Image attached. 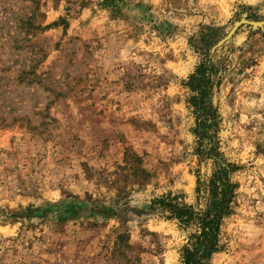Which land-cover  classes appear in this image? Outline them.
<instances>
[{"label": "rangeland", "instance_id": "374dc122", "mask_svg": "<svg viewBox=\"0 0 264 264\" xmlns=\"http://www.w3.org/2000/svg\"><path fill=\"white\" fill-rule=\"evenodd\" d=\"M215 160L212 264H264V0H0V264H183L193 226L148 205L204 210Z\"/></svg>", "mask_w": 264, "mask_h": 264}, {"label": "trees", "instance_id": "16d2710c", "mask_svg": "<svg viewBox=\"0 0 264 264\" xmlns=\"http://www.w3.org/2000/svg\"><path fill=\"white\" fill-rule=\"evenodd\" d=\"M215 69L213 62L208 61L201 64L187 81V86L192 93L196 91L195 96L190 99H195L197 102L195 105L199 104L200 108L205 107L211 112L209 117H204L202 112L197 116V129H201L199 134L201 136H198V140L201 147L206 146V149L209 147L208 152L215 146V143L214 140L204 139L203 134L207 132L208 138H210L211 130L209 128L214 126L215 118H217L215 107L211 101L214 87L212 76ZM194 109L195 112L198 111L195 107ZM215 165L216 171L210 181L211 200L204 210L196 211L191 206L163 199L153 200L151 205H148L150 209L159 205L168 214V219L176 220L183 227L193 226L194 230L182 248L183 264H212L213 255L220 250L219 237L222 222L232 213V204L234 203L232 199L236 184L230 182L231 164L225 163L223 160H215Z\"/></svg>", "mask_w": 264, "mask_h": 264}, {"label": "water", "instance_id": "95a60500", "mask_svg": "<svg viewBox=\"0 0 264 264\" xmlns=\"http://www.w3.org/2000/svg\"><path fill=\"white\" fill-rule=\"evenodd\" d=\"M238 25H239V23L235 24V26H234V30L237 28ZM232 32H233V30H232ZM232 32L230 33V35L232 34ZM230 35H229V36H230Z\"/></svg>", "mask_w": 264, "mask_h": 264}]
</instances>
